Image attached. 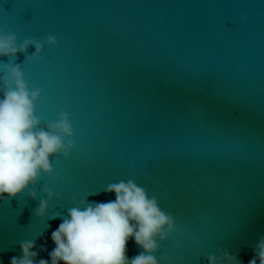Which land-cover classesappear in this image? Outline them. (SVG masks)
Returning a JSON list of instances; mask_svg holds the SVG:
<instances>
[{
	"label": "water",
	"instance_id": "1",
	"mask_svg": "<svg viewBox=\"0 0 264 264\" xmlns=\"http://www.w3.org/2000/svg\"><path fill=\"white\" fill-rule=\"evenodd\" d=\"M0 32L57 38L13 63L42 90L35 114L67 113L76 144L50 158L61 178H44L36 200L0 202V264L33 239L51 264L73 201L114 200L103 189L122 179L176 220L159 264H219L223 251L248 264L264 238V0H0ZM43 187L61 192L54 219L33 215ZM141 251L129 238L128 259Z\"/></svg>",
	"mask_w": 264,
	"mask_h": 264
},
{
	"label": "clouds",
	"instance_id": "2",
	"mask_svg": "<svg viewBox=\"0 0 264 264\" xmlns=\"http://www.w3.org/2000/svg\"><path fill=\"white\" fill-rule=\"evenodd\" d=\"M243 20L244 17H241ZM57 46V38L47 36L43 41L25 39L18 42L13 33L0 32V202L10 203L25 193L37 199V185L48 178L56 183L60 173L54 172L51 160L62 156L69 159L75 149V132L69 116L60 112L55 121L45 123L37 116L42 90L29 87L21 64L13 63L17 54L26 59L40 60L43 49ZM35 52L28 55V49ZM51 158V160H50ZM103 191L114 193L107 202L73 201L59 227L52 232L55 245L48 254L51 264H159L155 253L162 242L177 233L173 215L161 209L155 195L134 180H119L106 185ZM43 197L33 210L34 217H48L49 204L60 200L61 192L43 187ZM98 192L91 193L96 195ZM55 218V216L48 217ZM129 238L142 251L128 259L126 245ZM33 240L20 242L22 257H12L11 264H49L39 259ZM219 264H241L227 251ZM208 264H218L216 255L207 257ZM248 264H264V238L256 245Z\"/></svg>",
	"mask_w": 264,
	"mask_h": 264
}]
</instances>
